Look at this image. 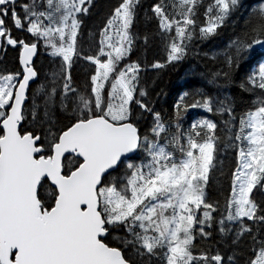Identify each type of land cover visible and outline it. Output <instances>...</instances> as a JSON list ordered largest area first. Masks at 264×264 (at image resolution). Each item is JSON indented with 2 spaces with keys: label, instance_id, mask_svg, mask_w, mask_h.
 Here are the masks:
<instances>
[{
  "label": "snow or ice",
  "instance_id": "snow-or-ice-1",
  "mask_svg": "<svg viewBox=\"0 0 264 264\" xmlns=\"http://www.w3.org/2000/svg\"><path fill=\"white\" fill-rule=\"evenodd\" d=\"M0 264H264V2L0 0Z\"/></svg>",
  "mask_w": 264,
  "mask_h": 264
},
{
  "label": "trees",
  "instance_id": "trees-1",
  "mask_svg": "<svg viewBox=\"0 0 264 264\" xmlns=\"http://www.w3.org/2000/svg\"><path fill=\"white\" fill-rule=\"evenodd\" d=\"M246 2L253 7L258 4L264 2V0H246ZM227 35H231V30L227 33ZM227 36L222 37L220 41L217 43H197L195 47V51L197 53L207 52L211 54L217 47H219L225 40ZM43 62V61H42ZM14 63V58L10 62V67ZM212 66V62L202 59L200 56L193 55L192 58L185 64L181 65L175 71L168 73L167 75L153 77V79L157 82V91L163 89L166 93L165 96L160 98V104L158 107L162 109V112L165 116H173L174 115V105L179 102V97L183 92H191L194 88L201 87L205 91H207L210 95H215L218 89L213 88L210 84L207 83L205 79L201 76H188L186 75L191 69H195L198 72L202 71L206 67L210 68ZM228 92L232 95H237V90L229 89ZM202 118L213 119L220 123V117L213 116L207 112H204L201 109L190 110L187 114H185L184 119L181 121L182 126L187 129L189 125ZM223 134V129H218ZM235 163L233 154L231 150H229V155L226 158L225 164V173L227 174L229 169L233 167ZM218 183L216 184V194L220 196L222 200L221 193H226L228 189V177L227 175L218 176Z\"/></svg>",
  "mask_w": 264,
  "mask_h": 264
}]
</instances>
